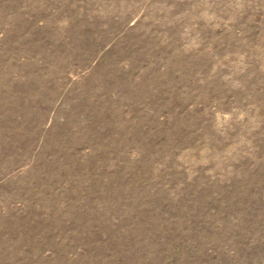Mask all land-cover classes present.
<instances>
[{"label":"rangeland","instance_id":"1","mask_svg":"<svg viewBox=\"0 0 264 264\" xmlns=\"http://www.w3.org/2000/svg\"><path fill=\"white\" fill-rule=\"evenodd\" d=\"M0 264H264V0H0Z\"/></svg>","mask_w":264,"mask_h":264}]
</instances>
